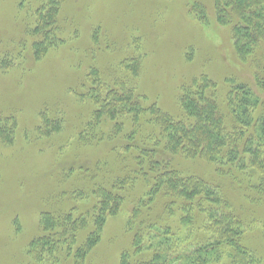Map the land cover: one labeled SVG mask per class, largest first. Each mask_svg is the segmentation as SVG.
Here are the masks:
<instances>
[{
	"label": "rangeland",
	"instance_id": "obj_1",
	"mask_svg": "<svg viewBox=\"0 0 264 264\" xmlns=\"http://www.w3.org/2000/svg\"><path fill=\"white\" fill-rule=\"evenodd\" d=\"M53 4L54 24L42 21ZM216 4L0 0V129L13 132L9 141L0 139V264H121L124 254L134 255L129 219L152 179L136 159L153 154L158 128L143 117L134 126L125 103L109 104L107 95L125 91L134 104L156 105L172 121L190 124L180 106L182 89L207 76L216 83L207 98L217 94V112L226 114L231 85L254 89L255 69L236 53L231 25L217 20ZM160 149L154 158L167 159ZM172 165L182 178H202L210 187L192 209L207 236L202 226L177 224L189 232L182 238L189 253L218 233L241 230L239 241L254 263L238 258L236 264H264V174L249 164L223 170L181 156ZM128 177L135 188L120 193V211L104 214L98 244L76 262V249L95 232L88 216L95 204L99 210L95 192ZM61 214L90 222L78 231L69 258ZM45 215L55 217L52 229Z\"/></svg>",
	"mask_w": 264,
	"mask_h": 264
},
{
	"label": "trees",
	"instance_id": "obj_2",
	"mask_svg": "<svg viewBox=\"0 0 264 264\" xmlns=\"http://www.w3.org/2000/svg\"><path fill=\"white\" fill-rule=\"evenodd\" d=\"M49 9V16L41 17V20L54 24L52 15H56L55 5H49ZM215 9L217 20L223 25H231L236 53L241 60L250 61L255 69L254 89L244 83L231 85L226 114L220 116L217 112L214 99L217 94L207 98L211 90L216 91V83L207 76L195 79L190 86L182 89L180 106L188 118L194 120L190 124L172 121L156 105L144 106L136 101L134 104V95L125 91L120 95H107L109 104L125 103L123 113L134 114V126L143 117L146 125L158 128L154 132L157 137L154 139L156 149L153 154L144 152L136 159L139 171L152 175V179L147 186L146 198L135 204L129 219V226L135 229V253L132 256L124 254L121 264H222L225 258L229 264H236L238 258L254 263V257L242 248L239 241L241 230L216 234L217 240L204 242V246L195 250L192 256L188 251L189 244L184 241L188 240L189 232L184 229L183 233L181 228L202 226L195 222L192 209L199 207L200 202L196 199L202 195L209 196L210 187L202 178H182L178 175L172 165L176 157L206 160L223 170L233 168L239 171V166L249 164L264 174V0H217ZM199 15L203 16L202 13ZM122 66L128 67V62ZM12 134L0 129V139L6 142ZM157 149H160L159 155L167 159L160 161L154 158ZM246 155L250 156V161L242 158ZM145 162L148 163V170L144 168ZM134 188L135 180L128 177L114 182L110 189L100 188L95 192L99 210H96L98 205L95 204L89 212L91 215H88L94 216L95 232L76 249L73 254L76 262H83L98 244L104 214L120 211L125 199L120 193ZM205 214L208 220L212 219L211 213ZM43 217L44 223H49L52 229L55 217ZM58 221L63 224L65 234H69L64 243L69 258L71 249L77 243L78 231L87 228L90 222L88 218L74 221L72 215L64 214L59 216ZM201 231L207 236L209 229L202 226Z\"/></svg>",
	"mask_w": 264,
	"mask_h": 264
}]
</instances>
